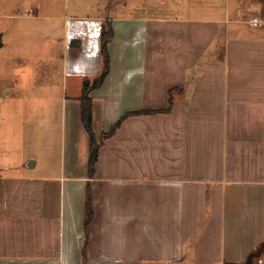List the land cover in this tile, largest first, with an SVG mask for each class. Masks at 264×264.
<instances>
[{
    "label": "crops",
    "instance_id": "1",
    "mask_svg": "<svg viewBox=\"0 0 264 264\" xmlns=\"http://www.w3.org/2000/svg\"><path fill=\"white\" fill-rule=\"evenodd\" d=\"M221 3L63 17L75 121L58 172L0 177V264H247L264 245V0Z\"/></svg>",
    "mask_w": 264,
    "mask_h": 264
},
{
    "label": "rangeland",
    "instance_id": "2",
    "mask_svg": "<svg viewBox=\"0 0 264 264\" xmlns=\"http://www.w3.org/2000/svg\"><path fill=\"white\" fill-rule=\"evenodd\" d=\"M191 8L204 17L219 18L222 3L221 0H0L3 35L0 177L29 175L35 162L38 165L34 174H40L45 167L50 173L58 172L63 165L62 153L68 148L75 121L59 73L62 57L56 39L60 37L64 16L105 13L171 19ZM28 10L38 15V19L17 17ZM53 17L59 19L50 21ZM47 28L52 34H48Z\"/></svg>",
    "mask_w": 264,
    "mask_h": 264
},
{
    "label": "trees",
    "instance_id": "3",
    "mask_svg": "<svg viewBox=\"0 0 264 264\" xmlns=\"http://www.w3.org/2000/svg\"><path fill=\"white\" fill-rule=\"evenodd\" d=\"M111 39L110 36V32L107 31V33H102V42L103 45L105 46V42H108ZM104 59H106V55H104ZM106 67H107V61L105 62V69L103 71V73L101 74L99 81H102L104 76L106 75ZM127 116L129 115H124L110 130V132L108 133L111 134L114 132V130L116 128L119 127V125L127 118ZM82 118L83 121L86 123L87 129L90 128V111H89V107H87L86 105H84L83 109H82ZM96 146H94L93 144L90 145V152H91V157H90V161H89V168L92 169L94 167V164L96 162V155H97V150H96ZM88 215H90V213H88ZM264 245H261L260 248H258L255 252H253L252 254L249 255L248 259H247V264L252 262V259L255 257V255L257 253H260L262 251Z\"/></svg>",
    "mask_w": 264,
    "mask_h": 264
},
{
    "label": "water",
    "instance_id": "4",
    "mask_svg": "<svg viewBox=\"0 0 264 264\" xmlns=\"http://www.w3.org/2000/svg\"><path fill=\"white\" fill-rule=\"evenodd\" d=\"M2 46V42H1V35H0V47Z\"/></svg>",
    "mask_w": 264,
    "mask_h": 264
}]
</instances>
